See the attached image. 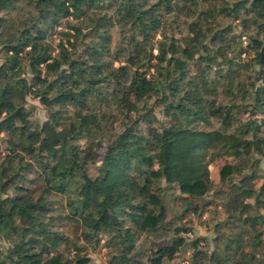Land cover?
<instances>
[{
  "label": "trees",
  "instance_id": "16d2710c",
  "mask_svg": "<svg viewBox=\"0 0 264 264\" xmlns=\"http://www.w3.org/2000/svg\"><path fill=\"white\" fill-rule=\"evenodd\" d=\"M263 126L264 0H0V264H264Z\"/></svg>",
  "mask_w": 264,
  "mask_h": 264
},
{
  "label": "rangeland",
  "instance_id": "374dc122",
  "mask_svg": "<svg viewBox=\"0 0 264 264\" xmlns=\"http://www.w3.org/2000/svg\"><path fill=\"white\" fill-rule=\"evenodd\" d=\"M53 43H56L58 41L59 35L57 32H55L52 35ZM247 41V38L245 36L242 37V42L245 44ZM241 56H244V54H241ZM27 105L33 106V118L37 122H41L44 120L47 116V112L41 102L38 98L33 97L31 95L27 96ZM264 128V126H263ZM102 151V150H101ZM99 162V161H98ZM96 162V163H98ZM221 165V161H216L214 164H212L210 167L211 169V176L217 180L218 178V169ZM260 166L264 168V154L261 157L260 160ZM90 174L93 176L96 174V165L93 164L90 167ZM255 182H259V180H255ZM213 208V207H209ZM224 217L223 212L220 208H217L216 212H212L211 210H206L202 216L197 215L196 213L190 214V224L192 226L191 235L186 236L187 238H192L195 235H203L207 239V248L212 249L214 247L213 241H210L212 237L215 235L213 225L217 220L222 219ZM70 233H73V230L69 231ZM186 234V233H184ZM105 251V247L103 245V239L100 241L99 246H96L95 248H88L87 255L90 257V262L92 264H104L105 257L103 255ZM188 257L191 259V252L190 249H186L183 252H179L174 258L170 260V264H178V262L183 258Z\"/></svg>",
  "mask_w": 264,
  "mask_h": 264
},
{
  "label": "built area",
  "instance_id": "2783aa9c",
  "mask_svg": "<svg viewBox=\"0 0 264 264\" xmlns=\"http://www.w3.org/2000/svg\"><path fill=\"white\" fill-rule=\"evenodd\" d=\"M186 234V236H189V235H191L190 233H191V231H186L185 232ZM178 264H192V262H191V259L190 258H188V257H183L179 262H178Z\"/></svg>",
  "mask_w": 264,
  "mask_h": 264
}]
</instances>
